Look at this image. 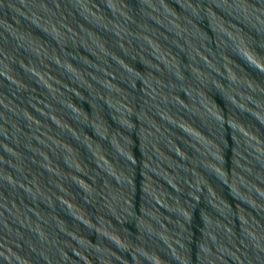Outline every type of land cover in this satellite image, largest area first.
<instances>
[{
	"label": "water",
	"instance_id": "1",
	"mask_svg": "<svg viewBox=\"0 0 264 264\" xmlns=\"http://www.w3.org/2000/svg\"><path fill=\"white\" fill-rule=\"evenodd\" d=\"M0 264H264V0H0Z\"/></svg>",
	"mask_w": 264,
	"mask_h": 264
}]
</instances>
